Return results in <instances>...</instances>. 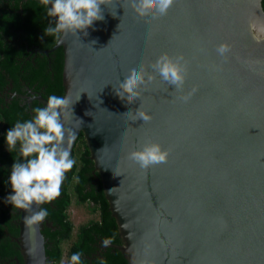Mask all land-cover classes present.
Segmentation results:
<instances>
[{
  "label": "water",
  "instance_id": "95a60500",
  "mask_svg": "<svg viewBox=\"0 0 264 264\" xmlns=\"http://www.w3.org/2000/svg\"><path fill=\"white\" fill-rule=\"evenodd\" d=\"M100 7L87 35L60 33L46 52L58 47V97L75 101L64 119L76 133L70 153L81 134L116 225L120 243L107 246L127 264H264V40L250 29L264 23L261 0H174L156 20L127 0ZM162 53L183 55V88L153 73L133 102L120 99L129 70L151 73ZM138 108L151 120L132 121ZM152 142L168 150L166 163L142 169L128 158ZM18 213L15 261L48 264L40 229L49 223Z\"/></svg>",
  "mask_w": 264,
  "mask_h": 264
},
{
  "label": "clouds",
  "instance_id": "9594fccd",
  "mask_svg": "<svg viewBox=\"0 0 264 264\" xmlns=\"http://www.w3.org/2000/svg\"><path fill=\"white\" fill-rule=\"evenodd\" d=\"M128 6L140 17H148L156 20L167 14L174 0H127ZM42 5H51L47 8V16L55 18V25L44 29V35H58L60 33H73L85 31L93 25L94 21L103 20L101 5L109 6L113 0H40ZM113 16L116 14H113ZM253 30V39L257 42L264 40V23L250 22ZM95 43V41H93ZM217 54L224 57L230 46L222 42L217 46ZM151 73H147L143 67L139 70L131 69L120 82L116 95L128 103L140 96L141 85L151 83L156 75L168 85H173L176 90L183 88L186 77V61L183 55L172 57L162 53L150 65ZM145 76L147 79H145ZM181 96L180 99L187 102L192 93ZM80 97V96H79ZM69 97L49 96L46 106L35 108L32 119L23 123L17 122L14 127L5 133V143L9 152L14 150L19 142V154L26 158L23 162H14L11 166L8 183L12 194L6 197L13 207L26 210L31 215L25 216L28 225L37 224L48 215L46 209L33 211L32 206L40 205L55 200L61 194V186L65 179V173L73 168L75 160L70 158V149L76 139V133L72 129H66L64 119L66 113L73 110ZM132 121L142 119L143 122L151 120V116L138 108L135 114H131ZM81 123V121L79 120ZM168 150L162 149L159 143H145L141 148L133 150L128 158L147 169L161 163H166ZM109 242L105 240L104 246ZM69 264H81V254L74 253L70 257Z\"/></svg>",
  "mask_w": 264,
  "mask_h": 264
},
{
  "label": "trees",
  "instance_id": "16d2710c",
  "mask_svg": "<svg viewBox=\"0 0 264 264\" xmlns=\"http://www.w3.org/2000/svg\"><path fill=\"white\" fill-rule=\"evenodd\" d=\"M261 7L264 11V0H261ZM21 8L25 12V15H22L24 17L23 22L22 17H20L21 21L17 18L9 20L5 16H3L4 20H0V44L5 36H9V28L13 27L21 29L23 33L40 30L41 35L45 37L46 46L51 47L56 40V35H44V29L54 26L51 17L47 16L46 6L42 5L38 0H28L27 2H22ZM52 54H54L51 64L52 75H50L49 71L42 77V70L40 69V71L31 72L29 80L31 83L37 81L39 84L45 85L47 98L52 95L58 96V47L52 50ZM4 55V58L0 60V65L5 70H11V65L8 66V64H11L12 53L6 52ZM39 67L45 68V65H39ZM16 117L17 114H11L3 119L5 125L3 128L4 134H0L1 165L8 164L11 161L16 162V152L14 150L9 152L5 143V133L17 123L18 119ZM75 144V150L72 151L70 157L75 160V164L71 170L65 173L60 196L44 205V209L48 212L45 220L50 223V226H45L41 234L45 240V255L50 264L59 263L61 258L60 244L62 241L69 239L72 231V224L67 215V209L70 204V192L77 203H86L90 211L97 213V217L89 219L76 228L74 238L67 247L66 257L68 262H70V257L77 252L81 254V257L90 255V252L95 250L92 245L98 238L107 240L112 244L119 243L114 219L108 211L100 180L96 174H92V162L88 157V151L81 134L78 135ZM6 175H8V170L0 169V264L13 263L11 260L13 246L9 235L13 233L10 223L12 217L10 210L15 207L8 203L6 199L12 192ZM113 249L111 247L106 248L104 252H100L99 256H102V259L95 256L94 259H91V263H88L87 259L81 258V264H127L122 255L117 250L112 251Z\"/></svg>",
  "mask_w": 264,
  "mask_h": 264
},
{
  "label": "flooded vegetation",
  "instance_id": "af4514ba",
  "mask_svg": "<svg viewBox=\"0 0 264 264\" xmlns=\"http://www.w3.org/2000/svg\"><path fill=\"white\" fill-rule=\"evenodd\" d=\"M27 1L28 0H0V20H4L3 16H5L9 18V20L17 18L19 21H21L20 17H22L23 14L25 15V12H23L21 8V4L22 2ZM23 21L24 17H22V22ZM9 29V36H5L4 40L0 44V60L4 58V54L6 52L12 53V58H10L11 64H8V66L11 65V70H5L0 65L1 135L4 134L3 128L5 125L3 123V119L6 116L9 117L11 114H17V122L23 123L33 118V110L35 108L43 107L37 98L41 97L48 99L45 92V85H41L37 81L31 83L29 80L31 72H37L40 71V69L42 70V77L45 76L49 71L50 75H52L51 64L53 62L52 58L54 57L52 51L46 52V50L50 47L46 46L45 37L41 35L40 30H35L31 33H23L21 29H15L13 27H10ZM39 65H45V68H40ZM14 151L17 155L16 162H23L26 159L21 157L19 154V142L17 143ZM13 163L14 161L9 162L8 164H0V169L8 170V175H6L7 180L10 176L11 166ZM10 212L12 214L10 223L13 228V233L9 235L10 241L12 242L13 246V254L11 256V260L13 261L12 264H17V262L15 261L16 259L18 260V262H21L18 247L14 240V238L18 236V208H14L13 210H10ZM45 226L49 227L50 223L48 225H45L43 223L40 229V233ZM104 241L105 240L98 238L92 245L95 250L90 252V255H84L81 258L87 259L86 261L88 263H91V259H94L95 256L102 259V256H99L100 252H104L106 248L111 247L104 246ZM111 248L113 249V247ZM114 250L115 249H113L112 251ZM8 262H10V260H8ZM48 262V264H50V261Z\"/></svg>",
  "mask_w": 264,
  "mask_h": 264
},
{
  "label": "rangeland",
  "instance_id": "374dc122",
  "mask_svg": "<svg viewBox=\"0 0 264 264\" xmlns=\"http://www.w3.org/2000/svg\"><path fill=\"white\" fill-rule=\"evenodd\" d=\"M75 145L73 146V150H75ZM68 218L72 224V231L68 240L62 241L61 246V258L58 264H69L66 257L67 247L69 243L74 238L76 228L80 225L88 221L89 219H94L97 217V213L90 211L87 207L86 203L80 204L75 201V197L70 192V204L67 209Z\"/></svg>",
  "mask_w": 264,
  "mask_h": 264
}]
</instances>
